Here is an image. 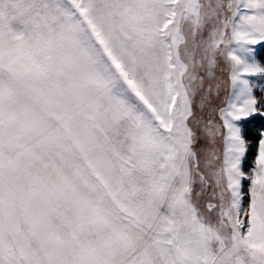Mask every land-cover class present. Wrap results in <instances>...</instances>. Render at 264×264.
<instances>
[{
    "label": "snow or ice",
    "instance_id": "1",
    "mask_svg": "<svg viewBox=\"0 0 264 264\" xmlns=\"http://www.w3.org/2000/svg\"><path fill=\"white\" fill-rule=\"evenodd\" d=\"M257 46L264 0H0V264H264Z\"/></svg>",
    "mask_w": 264,
    "mask_h": 264
},
{
    "label": "rangeland",
    "instance_id": "2",
    "mask_svg": "<svg viewBox=\"0 0 264 264\" xmlns=\"http://www.w3.org/2000/svg\"><path fill=\"white\" fill-rule=\"evenodd\" d=\"M259 48L260 46H257V52H259ZM262 56L264 57V54ZM217 75L223 81L221 92H220V99L222 100L227 95V93L231 91L230 81L228 79V73H227L226 67H222L221 69H218ZM253 82L256 85L255 90H257L258 95L264 94V78L254 77Z\"/></svg>",
    "mask_w": 264,
    "mask_h": 264
},
{
    "label": "trees",
    "instance_id": "3",
    "mask_svg": "<svg viewBox=\"0 0 264 264\" xmlns=\"http://www.w3.org/2000/svg\"><path fill=\"white\" fill-rule=\"evenodd\" d=\"M257 58L258 59H263L264 57L262 56L264 54V47L259 48V52H257ZM261 55V56H260ZM256 94L258 95L257 90H255ZM246 130L248 132L249 138H253L256 136V134L264 130V116H258L256 118H250L248 124L246 125ZM253 157L250 155L249 156V162L251 163Z\"/></svg>",
    "mask_w": 264,
    "mask_h": 264
}]
</instances>
